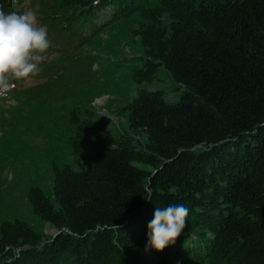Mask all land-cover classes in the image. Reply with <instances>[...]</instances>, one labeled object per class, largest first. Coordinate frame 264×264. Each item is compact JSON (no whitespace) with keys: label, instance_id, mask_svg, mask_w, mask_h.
I'll list each match as a JSON object with an SVG mask.
<instances>
[{"label":"trees","instance_id":"1","mask_svg":"<svg viewBox=\"0 0 264 264\" xmlns=\"http://www.w3.org/2000/svg\"><path fill=\"white\" fill-rule=\"evenodd\" d=\"M29 1L66 38L57 52L140 13L152 58L136 78L151 84L164 67L182 97L170 104L162 90H142L125 122L145 144L97 133L80 170L56 173L53 198L30 191L35 214L58 234L0 223V264H264V0ZM24 2L0 0L17 12ZM47 63L38 86L15 82L10 95L45 92ZM178 203L186 227L175 248L156 252L148 224L156 207Z\"/></svg>","mask_w":264,"mask_h":264},{"label":"rangeland","instance_id":"2","mask_svg":"<svg viewBox=\"0 0 264 264\" xmlns=\"http://www.w3.org/2000/svg\"><path fill=\"white\" fill-rule=\"evenodd\" d=\"M28 2L23 3L22 12L35 11L38 20L48 14L46 8ZM139 14L135 20L95 26L87 33L90 44L78 48L73 44V52H57L56 45L66 38L48 21L39 20L47 26L51 41L44 66L51 83L39 95L32 96L34 88H30V95H10L11 103L0 98V223L19 220L44 236H54L57 231L35 214L30 191L37 188L53 198L56 173L80 170L97 133L132 146L145 144L147 134L142 132V144L137 143L135 132L125 122L127 106L142 90H162L170 104L181 100L182 91L175 90L164 67H158L157 79L151 84H141L136 78L139 70L148 69L147 61L152 58L139 35L143 21ZM36 78L27 85L38 86L41 80Z\"/></svg>","mask_w":264,"mask_h":264},{"label":"clouds","instance_id":"3","mask_svg":"<svg viewBox=\"0 0 264 264\" xmlns=\"http://www.w3.org/2000/svg\"><path fill=\"white\" fill-rule=\"evenodd\" d=\"M51 41L48 28L32 10H6L0 3V98L11 103L15 82L30 84L47 59ZM189 210L182 203L156 207L148 224V247L156 252L175 244L185 227Z\"/></svg>","mask_w":264,"mask_h":264},{"label":"water","instance_id":"4","mask_svg":"<svg viewBox=\"0 0 264 264\" xmlns=\"http://www.w3.org/2000/svg\"><path fill=\"white\" fill-rule=\"evenodd\" d=\"M57 234H58V232L54 236H56Z\"/></svg>","mask_w":264,"mask_h":264}]
</instances>
